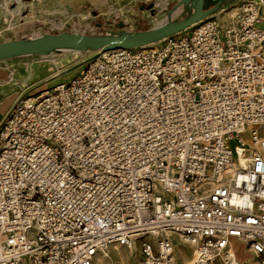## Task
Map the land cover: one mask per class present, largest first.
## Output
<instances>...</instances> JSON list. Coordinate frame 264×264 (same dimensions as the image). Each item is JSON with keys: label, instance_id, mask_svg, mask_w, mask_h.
Returning a JSON list of instances; mask_svg holds the SVG:
<instances>
[{"label": "built area", "instance_id": "1", "mask_svg": "<svg viewBox=\"0 0 264 264\" xmlns=\"http://www.w3.org/2000/svg\"><path fill=\"white\" fill-rule=\"evenodd\" d=\"M226 14L17 96L0 264H92L111 244L140 264L185 247L188 264H264V0Z\"/></svg>", "mask_w": 264, "mask_h": 264}, {"label": "rangeland", "instance_id": "2", "mask_svg": "<svg viewBox=\"0 0 264 264\" xmlns=\"http://www.w3.org/2000/svg\"><path fill=\"white\" fill-rule=\"evenodd\" d=\"M179 1L167 0L162 3L161 0H113L110 4L106 3L101 10L89 8L88 5H83L78 10L75 8L65 10L52 4L53 1L0 0L2 5H5V10L0 16V41L38 36L43 33L38 29L40 26H51L54 29L46 32L53 33L73 31L99 34L117 30H145L168 20L184 18L191 9L182 4L176 6ZM216 2L217 0H206L205 4L212 6ZM28 3H32V8ZM241 3L242 0H238L234 3L236 5H230L228 8L239 7L237 9L239 10ZM142 5L143 8H141ZM18 7L19 13L14 12L11 17L8 10ZM169 10H172L170 16H168ZM231 12H236V10ZM65 13L70 14L63 18L62 22L65 20L66 24L62 28L64 23L57 26L55 17H62ZM71 13L73 14L71 15ZM224 13L215 14L225 18L228 15ZM120 24L122 26H119ZM194 27L196 25L190 28ZM41 30L45 31L46 29L42 28ZM95 54L96 52L59 49L46 55H24L6 59L10 68L11 83L9 87L12 92H15V96L36 93L76 75ZM117 248L119 251L113 248V244L107 246L105 253L101 252L98 253V256H94L92 264H140L138 247L128 249L118 244ZM190 250L188 247H185L182 252L178 250V264H187L190 261ZM239 257L241 260H245L249 255L245 250H242ZM253 264L258 263L253 262Z\"/></svg>", "mask_w": 264, "mask_h": 264}, {"label": "water", "instance_id": "3", "mask_svg": "<svg viewBox=\"0 0 264 264\" xmlns=\"http://www.w3.org/2000/svg\"><path fill=\"white\" fill-rule=\"evenodd\" d=\"M238 0H217L211 7H205V0H180L176 6L182 4L191 10L186 16L178 20H168L153 28L145 30H117L99 34H85L73 31L57 33L43 32L29 38L0 41V60L24 55H46L54 50L74 49L77 51H106L116 48H131L156 43L190 27L199 20L228 8ZM144 6L142 5L141 8ZM172 10H169L170 16ZM119 26H122L121 24Z\"/></svg>", "mask_w": 264, "mask_h": 264}, {"label": "crops", "instance_id": "4", "mask_svg": "<svg viewBox=\"0 0 264 264\" xmlns=\"http://www.w3.org/2000/svg\"><path fill=\"white\" fill-rule=\"evenodd\" d=\"M44 2L47 1H53L52 4H55L58 6V8H64L69 9V8H75L76 10H78L79 8L83 7V5H88V7L90 8H97L99 10L104 8V5H106V3H111L113 0H43ZM157 1V0H156ZM167 0H161L162 3H164ZM206 1V0H205ZM215 4V3H214ZM28 5L32 8V3H28ZM205 7H211V6H207L205 4ZM5 10V5H2V2H0V16L2 14V12H4ZM19 7L17 9H9L8 13L10 14V16L12 17L14 12L15 13H19ZM76 13V12H74ZM100 14V11L98 12ZM70 13H65L64 16L60 17H55L56 21V25L60 26L62 25L64 22H62L63 18L66 17V15H68ZM73 13H71L72 15ZM48 28L47 26H40L38 29H44V28ZM51 27V26H50ZM5 30V29H4ZM3 30V31H4ZM37 31V30H36ZM43 32V31H41ZM53 33V32H51ZM9 72H10V68L8 65V61L5 60H0V120L2 118V116L4 115V113L7 111V109L13 104V102L15 101V99L17 98L18 95H14L15 92L11 91V88L9 87L10 83H11V79L9 77ZM98 255V254H97ZM247 264H253V262L251 263H247Z\"/></svg>", "mask_w": 264, "mask_h": 264}, {"label": "bare ground", "instance_id": "5", "mask_svg": "<svg viewBox=\"0 0 264 264\" xmlns=\"http://www.w3.org/2000/svg\"><path fill=\"white\" fill-rule=\"evenodd\" d=\"M234 5H236V4H234ZM234 5H232V6H234ZM231 8V7H230ZM230 8H224V9H222V11L221 12H225L224 14H226V12H228L229 10H231V11H233V10H237L238 8H233V9H230ZM229 9V10H228ZM231 11H229L230 13H233V12H231ZM201 22V20H199V21H196L195 23H193V24H191L190 25V27L191 26H194V25H197V24H199ZM154 43H151V44H148V45H146V46H152ZM68 50H72V51H77V50H74V49H71V48H69ZM84 52H99V51H93V50H87V51H84ZM103 52V51H102ZM117 245L118 244H113V248H115L116 250H118L119 251V249L117 248ZM103 253H105V250H103L102 251ZM99 253H101V252H99ZM98 254V253H97ZM95 255V256H98V255ZM188 263H189V261H188ZM187 263V264H188Z\"/></svg>", "mask_w": 264, "mask_h": 264}]
</instances>
